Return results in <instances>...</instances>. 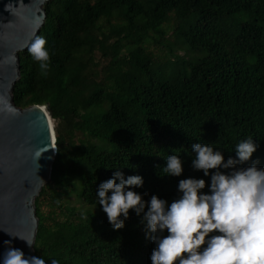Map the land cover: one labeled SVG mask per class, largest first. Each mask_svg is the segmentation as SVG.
<instances>
[{
  "label": "trees",
  "instance_id": "obj_1",
  "mask_svg": "<svg viewBox=\"0 0 264 264\" xmlns=\"http://www.w3.org/2000/svg\"><path fill=\"white\" fill-rule=\"evenodd\" d=\"M45 8L37 35L49 69L21 51L13 91L19 107L48 105L56 134L51 177L35 198L34 254L46 264H152L143 213L130 209L114 229L97 188L119 169L143 177L135 191L145 201L171 203L188 177L205 179L208 192L210 177L192 167L194 143H212L227 159L254 138L257 151L238 167L264 168V0H50ZM173 153L180 177L161 171Z\"/></svg>",
  "mask_w": 264,
  "mask_h": 264
},
{
  "label": "clouds",
  "instance_id": "obj_2",
  "mask_svg": "<svg viewBox=\"0 0 264 264\" xmlns=\"http://www.w3.org/2000/svg\"><path fill=\"white\" fill-rule=\"evenodd\" d=\"M46 43L45 37L36 35L27 46L42 73L47 72L50 62ZM257 148L254 138L249 137L236 145L235 157L226 159L212 143L192 144V167L210 177L209 191H202L206 188L203 178L181 179L179 195L171 203L155 194L145 201L144 194L135 191L143 186V177L125 178L117 169L99 184L98 205L117 230L125 226L130 209L137 215L143 213L146 237L155 244L152 264H264V168L257 162L238 167L249 161ZM36 155L41 156L39 152ZM165 160L161 171L166 175L183 174L181 156L173 153ZM18 238L33 246L32 239ZM4 243L8 247L0 264H46L44 257L27 256L22 249L12 247L10 240ZM51 264L60 262L51 259Z\"/></svg>",
  "mask_w": 264,
  "mask_h": 264
},
{
  "label": "water",
  "instance_id": "obj_3",
  "mask_svg": "<svg viewBox=\"0 0 264 264\" xmlns=\"http://www.w3.org/2000/svg\"><path fill=\"white\" fill-rule=\"evenodd\" d=\"M49 1L0 0V258L9 240L12 247L35 256V198L50 180L57 154L48 105L22 108L13 96L21 77L19 53L43 27ZM18 237L32 239L33 246Z\"/></svg>",
  "mask_w": 264,
  "mask_h": 264
},
{
  "label": "rangeland",
  "instance_id": "obj_4",
  "mask_svg": "<svg viewBox=\"0 0 264 264\" xmlns=\"http://www.w3.org/2000/svg\"><path fill=\"white\" fill-rule=\"evenodd\" d=\"M159 51V50H158ZM104 64V63H103ZM102 64V65H103ZM101 66V65H100ZM99 66V67H100ZM47 111H48V113H49V110L48 109H46ZM50 114V113H49ZM51 116V115H50ZM52 117V116H51ZM53 118V117H52ZM53 121H54V125H55V127L57 126V124H58V120H56V119H54L53 118ZM49 182V181H48ZM69 201L71 202V204L72 205H79V207H81V208H86L87 206L86 205H84V204H81L80 203V201L77 199V197H76V195H71L70 197H69Z\"/></svg>",
  "mask_w": 264,
  "mask_h": 264
},
{
  "label": "bare ground",
  "instance_id": "obj_5",
  "mask_svg": "<svg viewBox=\"0 0 264 264\" xmlns=\"http://www.w3.org/2000/svg\"><path fill=\"white\" fill-rule=\"evenodd\" d=\"M47 112V111H46ZM47 114H48V112H47ZM48 116H49V114H48ZM49 119H50V117H49ZM50 123H51V126H52V128H53V123H52V121H51V119H50ZM53 131H54V129H53ZM54 135H55V138H56V134L54 133Z\"/></svg>",
  "mask_w": 264,
  "mask_h": 264
}]
</instances>
